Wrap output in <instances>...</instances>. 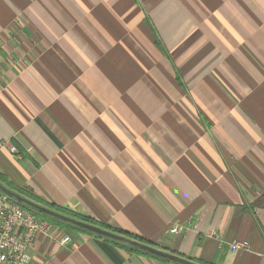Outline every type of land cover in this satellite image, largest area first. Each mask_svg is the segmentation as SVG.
Wrapping results in <instances>:
<instances>
[{
    "label": "crops",
    "instance_id": "crops-1",
    "mask_svg": "<svg viewBox=\"0 0 264 264\" xmlns=\"http://www.w3.org/2000/svg\"><path fill=\"white\" fill-rule=\"evenodd\" d=\"M0 140L38 204L264 264V0H0ZM46 221L26 264H173Z\"/></svg>",
    "mask_w": 264,
    "mask_h": 264
},
{
    "label": "built area",
    "instance_id": "built-area-1",
    "mask_svg": "<svg viewBox=\"0 0 264 264\" xmlns=\"http://www.w3.org/2000/svg\"><path fill=\"white\" fill-rule=\"evenodd\" d=\"M3 145L4 142L0 140V147ZM9 150L13 153L17 152L14 146H10ZM169 231L178 233L179 229L174 227ZM38 234L51 235L48 222L36 217L0 192V264L29 262L27 248ZM70 241L71 237L68 234L59 238L60 244ZM230 248L231 251L249 250V243L247 240H233Z\"/></svg>",
    "mask_w": 264,
    "mask_h": 264
},
{
    "label": "water",
    "instance_id": "water-1",
    "mask_svg": "<svg viewBox=\"0 0 264 264\" xmlns=\"http://www.w3.org/2000/svg\"><path fill=\"white\" fill-rule=\"evenodd\" d=\"M0 192L6 194L8 197L13 199L14 201L34 210L37 211L43 215L52 217L54 219H57L59 221H62L64 223L70 224L74 227H77L79 229H82L86 232L99 235L120 243H123L125 245H128L130 247L136 248L138 250H141L142 252L150 255L157 256L159 258H162L166 261L172 262L174 264H199L197 262H193L191 260H188L186 258L180 257L178 255L172 254L170 252L161 250L159 248H156L154 246H151L149 244L140 242L136 239L129 238L127 236L112 232L108 229L102 228L98 225L87 223L82 220H78L76 218L70 217L68 215H65L63 213H60L58 211H55L47 206L38 204L23 195L19 194L18 192L8 188L4 184L0 182Z\"/></svg>",
    "mask_w": 264,
    "mask_h": 264
},
{
    "label": "trees",
    "instance_id": "trees-1",
    "mask_svg": "<svg viewBox=\"0 0 264 264\" xmlns=\"http://www.w3.org/2000/svg\"><path fill=\"white\" fill-rule=\"evenodd\" d=\"M2 181V179H1V177H0V182ZM11 199V198H10ZM29 199V198H28ZM12 201H14L13 199H11ZM31 200V199H30ZM33 201V200H32ZM14 202H16V201H14ZM20 207H22V208H24L25 210H27V211H29L30 213H32V214H34L35 216H37V217H40V218H42V219H46V220H49V221H52V222H55V223H58V224H62V225H66V226H68V227H71V228H74V229H77V230H80V231H84V230H82V229H79V228H77V227H74V226H72V225H70V224H67V223H64V222H62V221H59V220H57V219H54V218H52V217H49V216H46V215H43V214H41V213H39V212H37V211H34V210H32V209H30V208H28V207H26V206H24V205H22V204H20V203H18V202H16ZM50 208V207H49ZM52 209V208H51ZM53 210H55V211H59L58 209H56V208H53ZM61 213H62V211H60ZM64 213L63 214H65V215H68V216H70V217H73V218H76V219H78V220H82V221H85V222H87V223H91V224H94V221L93 220H91V219H89V218H84V217H79V216H77L76 214H72V213H69V212H66V211H63ZM112 232H115V233H118V234H121V235H124V236H127V237H130V238H132V239H136V240H138V241H140V242H142V240H140V239H137V238H135V237H132V236H130L129 234H127L126 232H123V231H121V230H111ZM85 232V231H84ZM111 240V239H110ZM112 241H114V240H112ZM114 242H116V243H118V244H121V245H123V246H125V247H128L129 249H131V250H135V251H139V252H142L141 250H138V249H136V248H133V247H130V246H128V245H125V244H123V243H120V242H117V241H114ZM144 253V252H143ZM174 264V263H173Z\"/></svg>",
    "mask_w": 264,
    "mask_h": 264
}]
</instances>
